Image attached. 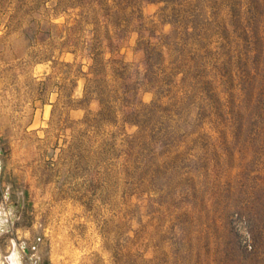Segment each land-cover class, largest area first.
Listing matches in <instances>:
<instances>
[{
  "label": "rangeland",
  "instance_id": "rangeland-1",
  "mask_svg": "<svg viewBox=\"0 0 264 264\" xmlns=\"http://www.w3.org/2000/svg\"><path fill=\"white\" fill-rule=\"evenodd\" d=\"M149 1L143 21L167 33L158 21L163 4ZM56 2L0 0V264L9 257L15 264H224L213 245L226 236L221 209L264 188V158L240 171L232 149L227 156L224 125L205 116L192 122L193 113L183 115L170 153L158 140L170 125L162 113L140 135L123 121L125 110L85 122L100 110L94 94L78 102L84 80L76 71L87 72L90 62L63 43L93 26L78 25L73 2L65 11ZM135 25L116 56L141 80ZM170 59L167 52L168 69ZM234 70L231 62L221 73ZM154 99L150 86L140 87L137 100Z\"/></svg>",
  "mask_w": 264,
  "mask_h": 264
},
{
  "label": "trees",
  "instance_id": "trees-1",
  "mask_svg": "<svg viewBox=\"0 0 264 264\" xmlns=\"http://www.w3.org/2000/svg\"><path fill=\"white\" fill-rule=\"evenodd\" d=\"M145 1L150 2H56L63 11L73 2L80 17L78 25L93 26L88 36L68 37L63 43L73 46V54L85 52L83 56L90 62L87 72L81 65L76 71V77L84 80L83 97L78 102L94 94L100 110L85 122H108L115 119L118 109L125 110L123 121L138 127L140 135L156 114L162 113L170 125L158 140L170 153L173 148L177 150L172 140L178 124L187 122L183 115L193 113L192 122L205 116L224 125L229 132L225 145L240 162V171L253 157L264 158V0H159L163 6L158 21L170 26L167 33L160 34L154 21H149L151 27L143 21ZM133 24L139 34L136 47L143 54L142 81L133 78L129 65L116 56ZM212 44L215 48H210ZM167 52L172 60L169 69L163 66ZM107 53L109 58H105ZM184 59L186 63L179 67L178 62ZM231 62L234 72L223 75L222 68ZM179 74L177 82L175 76ZM144 85L155 93L148 105L137 100ZM74 103L68 93L66 106ZM142 135L141 139L151 137ZM256 192L244 202L233 201L221 209L226 236L213 239V245L224 264H230L233 258L235 264H264V200L258 196L264 188L259 185ZM233 230L234 240L230 237Z\"/></svg>",
  "mask_w": 264,
  "mask_h": 264
},
{
  "label": "bare ground",
  "instance_id": "bare-ground-1",
  "mask_svg": "<svg viewBox=\"0 0 264 264\" xmlns=\"http://www.w3.org/2000/svg\"><path fill=\"white\" fill-rule=\"evenodd\" d=\"M7 260H8V262H9L10 264H15V262L12 261L11 257H9Z\"/></svg>",
  "mask_w": 264,
  "mask_h": 264
}]
</instances>
